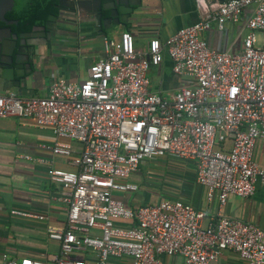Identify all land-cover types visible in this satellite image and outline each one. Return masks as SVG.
Listing matches in <instances>:
<instances>
[{"label":"built area","instance_id":"built-area-1","mask_svg":"<svg viewBox=\"0 0 264 264\" xmlns=\"http://www.w3.org/2000/svg\"><path fill=\"white\" fill-rule=\"evenodd\" d=\"M193 5L195 23L163 42L149 38L142 50L134 48L127 31L115 39L101 36V57L81 81L55 77L43 97L0 94V119H32L55 138L80 146L70 158L74 172H47L59 186L57 200L66 206L63 227H46L58 255L20 264H107L109 258L161 264L160 256H179L182 264H217L223 250L245 264H264V232L222 214L229 196L248 198L256 182L264 186V164L253 160L256 142L264 143V0H193ZM227 24L236 26L226 39L232 45L235 34L238 52L213 49L201 40L212 25L222 33ZM163 54L171 73L185 79L169 98L151 92L147 77ZM37 148L63 158L72 154L60 142ZM163 157L194 162L196 184L206 189L207 200L216 194L213 216L180 200L129 209L113 197L137 190L126 179L141 161ZM117 220L131 225L119 227ZM81 251L91 252L93 261L83 260Z\"/></svg>","mask_w":264,"mask_h":264},{"label":"crops","instance_id":"crops-1","mask_svg":"<svg viewBox=\"0 0 264 264\" xmlns=\"http://www.w3.org/2000/svg\"><path fill=\"white\" fill-rule=\"evenodd\" d=\"M144 0L141 11L142 19L123 28H115L105 34L106 38L115 39L122 31L131 34L135 49H144L151 37L163 42L177 29L189 26L198 19L192 0ZM225 26L222 33L209 31L200 34L208 47L218 50L239 51L238 39L229 44L228 32L235 28ZM75 35H60L53 45L43 48L38 71L31 86L22 91L21 98L43 97L47 87L55 77L75 83L84 79L89 66L101 57V36L92 44L89 34H79L80 45L76 46ZM228 41V42H227ZM82 61L84 67L79 66ZM82 68V69H81ZM171 63L163 54L157 66H150L147 71L149 90L162 98H169L181 85L184 78H177L171 73ZM15 91L7 86L0 87V94ZM65 143L70 146L69 158L52 156L49 152L37 148L39 144ZM255 149V148H254ZM80 146L72 141L55 138L48 127H38L29 118L8 117L0 119V264H20L22 260L45 262L59 253L57 242L46 237V227L62 228L66 206L57 200L59 186L49 181V170L74 172L70 158L77 155ZM28 156L29 160L20 158ZM253 160L260 166L264 164V149L253 151ZM195 164L170 157L145 160L131 174L126 182L135 184L133 193L114 192L112 195L121 201L124 207L134 209L140 205L155 204L160 200H180L191 207L213 216L216 211V194L211 200L206 198V189L194 180ZM141 175V176H140ZM142 176H144L142 180ZM157 186L158 194L149 193L148 189ZM147 190H144V189ZM16 210L41 216V220L11 215ZM222 214L250 223L264 232V186L259 182L248 198L229 196L222 208ZM119 227L131 225L129 221H115ZM79 255L86 262H92L91 252L81 251ZM161 264H182L179 256H160ZM124 258H109L107 264H127ZM217 264H245L231 250L221 251Z\"/></svg>","mask_w":264,"mask_h":264},{"label":"water","instance_id":"water-1","mask_svg":"<svg viewBox=\"0 0 264 264\" xmlns=\"http://www.w3.org/2000/svg\"><path fill=\"white\" fill-rule=\"evenodd\" d=\"M44 1L0 0V21L4 22L43 8ZM107 1H109L108 4L98 1V8L95 12L87 11L91 18L95 17L94 25L97 26L100 36H105L107 32H111L115 28L140 21L138 15L143 5L140 0H137L136 3H128V0ZM127 5L130 7L129 13L124 12ZM75 15L76 21H80L81 16L76 12ZM74 26H76L73 29L75 31L79 25ZM43 47L44 44H30L19 36H14L9 49H6L0 42V87L7 86L15 91L17 97H20L22 91L30 87L37 74L41 73L38 71V65L41 61L40 55Z\"/></svg>","mask_w":264,"mask_h":264},{"label":"flooded vegetation","instance_id":"flooded-vegetation-1","mask_svg":"<svg viewBox=\"0 0 264 264\" xmlns=\"http://www.w3.org/2000/svg\"><path fill=\"white\" fill-rule=\"evenodd\" d=\"M98 1L102 4L109 3L107 0H45L44 7L29 12V18L26 20L23 18H12L4 22L0 21V42L6 49H9L12 46L14 36H19L21 39H25L27 43L44 44L43 48H46L53 45L54 40L60 35L66 34L68 36L75 35L74 43L78 46L80 45L78 35L81 33L82 35L89 34L92 42L96 43L100 34H98L97 26L94 25L95 17L91 18L89 12L96 11ZM173 1H169L170 6ZM136 2L137 0H128V3ZM140 3L143 4L144 0H140ZM75 12L81 16L80 21H76ZM124 12H130L128 5L125 6ZM138 17L140 19L143 17L141 10ZM76 24L79 26L74 31L73 29L76 28L74 25ZM123 27L125 26L118 28ZM92 28L96 29L93 30Z\"/></svg>","mask_w":264,"mask_h":264},{"label":"rangeland","instance_id":"rangeland-1","mask_svg":"<svg viewBox=\"0 0 264 264\" xmlns=\"http://www.w3.org/2000/svg\"><path fill=\"white\" fill-rule=\"evenodd\" d=\"M236 37H235V34H233V36H232V40L233 39H235ZM257 43V46L259 45V36H257V41H256ZM92 44H96L95 42L94 43H92ZM84 62L85 61H82L81 63H80V65L79 66H83L84 67ZM82 69V68H81ZM261 149L263 150L264 149V143L262 142V141H257L256 142V144H255V149H254V151H261ZM145 160H143V161H141L142 163L144 162ZM140 162V163H141ZM141 176V175H140ZM143 178H144V176H142V180H143ZM154 189H144V188H142V189H144V190H147L149 193H153V194H158L159 193V191L157 190V189H159L157 186H152Z\"/></svg>","mask_w":264,"mask_h":264},{"label":"trees","instance_id":"trees-1","mask_svg":"<svg viewBox=\"0 0 264 264\" xmlns=\"http://www.w3.org/2000/svg\"><path fill=\"white\" fill-rule=\"evenodd\" d=\"M29 15H30V13H26V14H24V15H21V16H18V17H15V18H23V19H27V18H29Z\"/></svg>","mask_w":264,"mask_h":264}]
</instances>
